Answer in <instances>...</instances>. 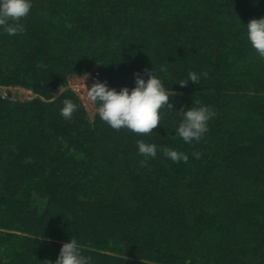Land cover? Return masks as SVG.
<instances>
[{
  "label": "trees",
  "instance_id": "obj_1",
  "mask_svg": "<svg viewBox=\"0 0 264 264\" xmlns=\"http://www.w3.org/2000/svg\"><path fill=\"white\" fill-rule=\"evenodd\" d=\"M261 16L264 0H32L23 33L0 29V264H49L71 237L91 264H264V58L244 26ZM145 69L173 93L147 135L69 86L94 72L131 89ZM199 104L214 116L186 144L177 110ZM140 140L158 146L143 164Z\"/></svg>",
  "mask_w": 264,
  "mask_h": 264
},
{
  "label": "clouds",
  "instance_id": "obj_2",
  "mask_svg": "<svg viewBox=\"0 0 264 264\" xmlns=\"http://www.w3.org/2000/svg\"><path fill=\"white\" fill-rule=\"evenodd\" d=\"M31 8L32 0H0V29L10 36L23 33L25 26L20 21L28 15ZM244 26L251 47L264 58V16L251 18ZM144 76L134 73L135 84L131 89L122 86L117 90L100 80H96L90 87L85 86L87 99L97 107V115L114 130L127 129L135 134H150L161 123V109L166 108L169 112L172 109L169 97L173 93L170 88L165 87L155 70L145 69ZM200 79L201 74L189 72L187 78L178 83L184 87L189 81L199 84ZM77 108V104L65 100L60 115L70 120ZM177 111L181 115V121L174 129L175 133L186 144L200 141L208 132V123L214 116L211 108L199 104ZM137 148L139 154L145 158L141 161L142 164L157 155L158 146L155 143L140 140L137 141ZM164 155L175 163L188 160L187 154L173 149H165ZM193 156L199 159L200 154L193 153ZM49 264H91V258L83 254L79 241L71 237L62 243L56 260Z\"/></svg>",
  "mask_w": 264,
  "mask_h": 264
},
{
  "label": "rangeland",
  "instance_id": "obj_3",
  "mask_svg": "<svg viewBox=\"0 0 264 264\" xmlns=\"http://www.w3.org/2000/svg\"><path fill=\"white\" fill-rule=\"evenodd\" d=\"M88 76H89L88 74H85V75H82L79 77L73 76L74 79H73V77L69 79V86L72 87L73 90L79 95V97L81 98V100L84 103L86 110L88 111V113L90 115H92L95 112L96 108L87 99V94H86L87 90H86L85 86L90 87L93 84V82H91L88 79L89 78ZM84 83H85V85H84ZM7 92L9 93L10 97H12V98L19 96V98H21V99H26V97L29 96V93L19 91V89H15L13 87L8 88L7 91H6V88L1 89V93L4 95Z\"/></svg>",
  "mask_w": 264,
  "mask_h": 264
},
{
  "label": "built area",
  "instance_id": "obj_4",
  "mask_svg": "<svg viewBox=\"0 0 264 264\" xmlns=\"http://www.w3.org/2000/svg\"><path fill=\"white\" fill-rule=\"evenodd\" d=\"M94 73V72H93ZM88 73V79L91 81V82H95L97 79H96V73ZM72 78V77H71ZM73 79H74V77H73ZM72 79V80H73ZM8 88H10V87H8ZM8 88H6V91H7V89ZM13 88H15V89H19V91H22V92H25V93H29V96L28 97H26V99H29V98H31V96H32V92L30 91V90H28V89H24V88H21V87H13ZM3 96H5V97H8V98H10L11 100H15V99H18V100H25V99H21V98H19V96H17V97H14V98H12V97H10V95L8 94V92L4 95L3 94Z\"/></svg>",
  "mask_w": 264,
  "mask_h": 264
}]
</instances>
